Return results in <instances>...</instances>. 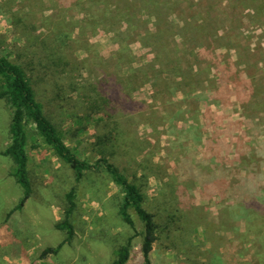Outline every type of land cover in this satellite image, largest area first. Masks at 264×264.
<instances>
[{"label": "rangeland", "instance_id": "rangeland-1", "mask_svg": "<svg viewBox=\"0 0 264 264\" xmlns=\"http://www.w3.org/2000/svg\"><path fill=\"white\" fill-rule=\"evenodd\" d=\"M38 44L69 59L92 101L124 103L132 142L109 159L144 184L152 264H264V0H0V56L33 64ZM65 83L54 91L66 103ZM12 116L0 100V264H110L130 238L126 264H143L142 224L120 217L111 177L76 181L31 124L33 194L12 212L23 194L3 155ZM65 118L67 145L94 162V127Z\"/></svg>", "mask_w": 264, "mask_h": 264}, {"label": "trees", "instance_id": "trees-1", "mask_svg": "<svg viewBox=\"0 0 264 264\" xmlns=\"http://www.w3.org/2000/svg\"><path fill=\"white\" fill-rule=\"evenodd\" d=\"M158 0H149L151 4ZM160 31V30H159ZM157 32L160 33L161 32ZM35 55L37 62L29 64L21 58L10 59L6 56H0V100H7L13 110V116L10 127L11 142L3 152V155L9 156L14 161L15 167L11 172L16 179L17 184L22 188L23 194L12 210H21L26 201L33 194V184L29 174V155L27 145L29 143L28 124L35 128V134L52 151L55 157L68 165L75 173L76 181H80L84 175L92 171L104 170L112 182L119 188L122 194V200L119 207V215L122 220L135 231V220H139L143 227L142 248L143 264H152L151 252L154 244L158 240L159 226L155 220V215L147 206L148 200L144 194V184L136 176V173L125 174L118 166L111 163L117 152H123L125 147L129 146L130 137L126 134V122L122 121L123 105L118 103L114 105L108 98L100 103L92 101L87 97L78 82H74L71 75L74 66L69 59L59 58L58 54L47 52L42 44L37 45ZM18 57L20 55L18 54ZM70 66L67 77L63 74L66 68ZM178 69H180L178 67ZM68 80L65 83V80ZM72 81V82H71ZM65 98L60 90L55 93L54 88L60 84L65 87ZM176 84V81H174ZM181 82H177L180 86ZM63 89H61V92ZM75 114L72 118L71 112ZM65 119H70L77 126L83 125L86 130L93 126L95 133L93 135L97 143L93 145V150L97 149L98 157L93 162L88 158L82 159L69 145L66 138L69 134L64 130ZM132 142V141H131ZM110 148V149H109ZM114 154V155H113ZM109 155V156H108ZM65 200L68 208L65 212L66 219L57 225V228L66 233V241H70L74 236V227L69 220L76 208L75 189H71L65 194ZM199 220L193 219L196 227H200ZM208 234V233H207ZM208 236V235H207ZM132 240L130 238L125 246L115 251L116 259L110 264H126L130 258L132 250ZM56 253L57 250L47 249L46 253Z\"/></svg>", "mask_w": 264, "mask_h": 264}]
</instances>
